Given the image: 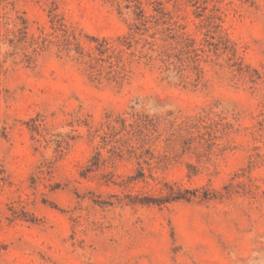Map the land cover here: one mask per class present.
<instances>
[{"label":"rangeland","instance_id":"obj_1","mask_svg":"<svg viewBox=\"0 0 264 264\" xmlns=\"http://www.w3.org/2000/svg\"><path fill=\"white\" fill-rule=\"evenodd\" d=\"M0 264H264V0H0Z\"/></svg>","mask_w":264,"mask_h":264}]
</instances>
